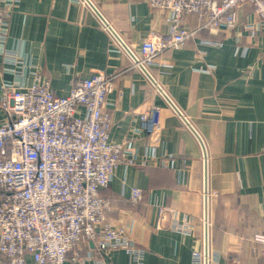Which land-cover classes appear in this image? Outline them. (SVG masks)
Masks as SVG:
<instances>
[{"label": "crops", "instance_id": "obj_1", "mask_svg": "<svg viewBox=\"0 0 264 264\" xmlns=\"http://www.w3.org/2000/svg\"><path fill=\"white\" fill-rule=\"evenodd\" d=\"M89 1L137 55L153 33L169 31L149 0ZM238 16L232 31H204L148 69L203 140L206 159L196 136L87 1L15 0L7 19L6 50L40 71L56 96L67 97L75 83L97 72L114 77L107 98L110 142L124 144L136 163L121 164L103 195L112 202L108 219L144 251V264H196L194 252L205 258V160L209 264H264V243L256 240L264 237V26L255 36L245 30L255 22L249 5ZM184 20L190 29L200 25L193 15ZM13 67L0 62V91L4 80L20 81ZM23 82L32 85L34 74ZM144 113L162 126L155 150L139 129ZM4 121L0 109V125ZM137 188L143 200L135 205L130 196ZM129 260L125 251L95 241L79 243L65 264Z\"/></svg>", "mask_w": 264, "mask_h": 264}, {"label": "built area", "instance_id": "obj_2", "mask_svg": "<svg viewBox=\"0 0 264 264\" xmlns=\"http://www.w3.org/2000/svg\"><path fill=\"white\" fill-rule=\"evenodd\" d=\"M14 3L0 0V62L12 64L10 72L20 79L4 80L0 91L5 116L0 125L4 264H28V258L34 264H65L79 243L95 241L109 251H125L129 264H144V251L108 219L112 202L103 195L121 164L136 163L124 144L110 142L107 98L114 90V77L97 72L75 83L67 97L56 96L40 71L6 50L7 19ZM149 5L170 27L168 33H153L143 42L139 55L131 52L136 68L148 70L159 56L183 48L204 31H232L245 5L255 15L245 30L255 36L264 26V0H149ZM189 15L201 24L188 28L184 18ZM28 73L35 76L32 85L23 82ZM139 129L153 150L161 145L162 126L149 113L141 115ZM142 200V190L133 189L130 201L138 205ZM256 240L264 243L263 236ZM193 257L196 264H204L203 252H194Z\"/></svg>", "mask_w": 264, "mask_h": 264}, {"label": "water", "instance_id": "obj_3", "mask_svg": "<svg viewBox=\"0 0 264 264\" xmlns=\"http://www.w3.org/2000/svg\"><path fill=\"white\" fill-rule=\"evenodd\" d=\"M87 3L91 6V8L96 12L98 17L102 20L104 25L108 28V30L111 32V34L117 39L122 47L128 51L130 54V50L127 48V46L123 43V41L120 39V37L117 35V33L112 29V27L108 24V22L104 19V17L97 11V9L93 6V4L86 0ZM85 1V2H86ZM134 60L136 58L134 57ZM140 69L142 72L149 78V80L157 87L158 91L162 94V96L166 99V101L170 104V106L173 108V110L176 112V114L181 118V120L188 126V128L192 131V133L196 136L197 140L199 141L203 152H204V158H207V151L205 144L197 131L193 128V126L190 124V122L185 118V116L182 114V112L175 106V104L172 102V100L167 96V94L162 90V88L157 84V82L154 80L152 75L149 73V71L140 66ZM205 209H204V219H205V260L204 264H209V227H208V167H207V160H205Z\"/></svg>", "mask_w": 264, "mask_h": 264}, {"label": "trees", "instance_id": "obj_4", "mask_svg": "<svg viewBox=\"0 0 264 264\" xmlns=\"http://www.w3.org/2000/svg\"><path fill=\"white\" fill-rule=\"evenodd\" d=\"M196 17V16H195ZM197 18V17H196ZM197 21H198V24H201V20H199L198 18H197Z\"/></svg>", "mask_w": 264, "mask_h": 264}]
</instances>
